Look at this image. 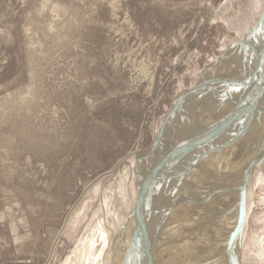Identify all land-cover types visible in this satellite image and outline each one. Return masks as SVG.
Wrapping results in <instances>:
<instances>
[{"label": "rangeland", "instance_id": "obj_1", "mask_svg": "<svg viewBox=\"0 0 264 264\" xmlns=\"http://www.w3.org/2000/svg\"><path fill=\"white\" fill-rule=\"evenodd\" d=\"M263 15L264 0H0V264H163L171 257L172 229L159 230L157 247L147 244L150 218L169 222L152 185L160 184L173 205L174 184L190 182L197 143L222 134V123L193 122L194 106L212 84L202 80ZM263 39L215 65L212 80L259 85ZM215 83L203 120L226 89ZM195 87L202 94L187 95ZM239 95L230 99L241 105ZM180 96H190L189 104L171 114ZM225 122L230 136L235 121ZM254 135L251 145L259 141L263 150L254 152L248 220L236 253L241 264H264V134ZM213 188L200 192L199 210ZM228 235L232 240L222 230L219 239ZM177 257L172 262L183 264Z\"/></svg>", "mask_w": 264, "mask_h": 264}, {"label": "bare ground", "instance_id": "obj_2", "mask_svg": "<svg viewBox=\"0 0 264 264\" xmlns=\"http://www.w3.org/2000/svg\"><path fill=\"white\" fill-rule=\"evenodd\" d=\"M263 55H264V53H263ZM237 56H238V54H237ZM244 57L245 56L243 54L242 58H244ZM242 58H241V60H243ZM231 59L232 58H230L228 60H231ZM262 60H264V59H262ZM230 62L231 61H227V59H223L220 62H219V60H218V62L216 61L214 64V67L207 71L208 75H205L206 77L202 81L206 83V80H207L209 83L214 84L216 81L212 80L211 74L213 73L216 66L218 64H222V63L229 64ZM247 62H249V61L247 60ZM262 62H264V61H262ZM240 64H241V62H240ZM231 67H232L231 68L232 75H235L236 69L238 67L237 63ZM257 72L261 76L258 77L260 80H258L259 85H257L256 87H254V83L247 82L248 80L245 81L243 79L244 80V82H243L244 87H242L243 93L241 90H239V91H241L240 95L243 94L242 96L244 97L241 105H239V102L235 101L238 98L237 99H234V98L230 99L231 94L232 95L236 94V97H237V94L239 95V92L237 91V83H236L237 81H235L233 79H231V80L226 79L227 80L226 81V80H223L221 78V79H217L218 82H216V83L224 84L226 89L224 90V88H223L224 86H222L223 91L221 90L219 93V97H218L219 101L216 103L214 102L215 104H214V106H212V109H211L209 116H208L209 118H207L209 120L199 119V109H200L198 107L199 105L197 103L194 106L196 108L192 112L193 113L192 115L195 114L194 116H192L193 122L194 123L196 122L197 125L199 123L198 121H200V120H201L200 123L202 122L203 124L204 123L208 124V121L210 122V124H213V122H214V124L216 123L217 125H220L219 123H222V125H221L222 130H220V131H222V134L219 137L215 138L214 137L215 135H213L211 133L212 135L209 134L210 137L208 136V139L207 138L205 139L204 138L205 135H204L202 140L200 139L201 143H199V144L197 143V145H200L199 146L200 153L198 152L199 154L196 156V158H194L195 164L192 163V165H191V166H193V165L194 166L192 167L193 170H191L192 174L190 175V177L188 179L190 182L184 183V181H182V179L176 183L174 182L176 184V186L174 184V190H176V192L172 193V194L175 193L173 196L174 197L173 205H171V206L166 205V198L163 196L164 193L162 192L163 190L161 191V189H160V184H157V185H155L154 183H153L154 185L151 184L153 186V188L154 187L156 188V193L158 195L157 196L158 198L156 200L157 208L159 206V211H160L161 215L165 219L168 217L169 222L167 221L166 223H163L160 217L157 218V216H156V219H155V216H152L150 218V221H149V226H150V228L148 229L149 240L147 239V244L157 242L155 247L158 246V238H156V237L158 236L159 230H162L163 232H165V234H167L172 229L171 232L173 231L175 233V237H174V239L176 240V243L174 245L175 248L170 251L171 257H168V255H167V256H165V258H162L163 260H160V262H162L163 264H171L172 260L177 255H179V257H177L175 259H178V261H179V259L181 260L182 258H185V261L183 264H190L192 261H193V264H195L196 262H194V261L197 258H198L197 261L199 259H201V262L203 261L202 264H235L236 255H237L236 254L237 253L236 231H238V228L241 227L240 199L238 198V192H237V190H238L237 184H238V180H239V174L244 169L243 167L245 166V164H247V162L249 160H251L253 162V169H254V166L258 160V159H256L257 153L255 155L254 152L257 150V147L259 148L258 145H260L258 143L259 141H257V142L255 141L257 145L255 144V142L252 141V145H251V142L249 141L248 138H251V135H254V134H251L252 132L247 133V131L249 132V129H251V128H252V130L256 131L255 132L256 134L254 135V137H252V140H253V138H255L257 140V138H259L261 136L260 133L264 134V125L261 124L262 121H264V107L260 105V102L264 101V85L262 84V79L264 77V69L263 70L258 69ZM212 84H210L211 87L214 86ZM226 84L229 87H226L227 86ZM246 84H248V89L245 88ZM252 86H253V88H252ZM199 87H203V86H199ZM198 90L195 87V89L190 90L189 91L190 93L189 94L187 93V95H190L192 92L197 93L196 91H198ZM203 90H204V88H203ZM201 91L199 90L198 92L200 93ZM213 91H215V90H213ZM201 94H202V92H201ZM203 95H202V97H203ZM191 96H192V98L194 97L193 95H191ZM187 97H190V96H183V97L180 96L178 98L177 102L175 103V105L171 111V114H174L176 111L180 110L182 108V106H184V105L186 106V103L189 104V102H187L188 101ZM225 97H227L226 100L224 99ZM240 98L242 99L241 96H240ZM258 98H260L259 99L260 101H258ZM254 99H255V103L253 102ZM194 100H195V97H194ZM256 104H258V105L254 109L253 107ZM228 109H230L229 114L227 113ZM226 119H228V121L231 124L233 123V121H235L233 124L234 125L233 129H231L232 131H231L230 136H228L229 134L227 133V130L225 131V125L224 124H226V122H225ZM239 121H241V122H239ZM244 121L247 123L243 124ZM188 123H190V121ZM202 123L200 125H202ZM187 127H189V126H187ZM192 128L195 131L196 127L194 128L192 126ZM198 130L200 131V128H198ZM198 130L196 128V131H198ZM210 132H212V131H210ZM202 133H203V131H202ZM180 134L182 135V133H180ZM180 134L177 136H180ZM242 134H243V136H242ZM184 135H185V131H184ZM200 135H199V137H200ZM193 136H195V135H193ZM263 137H264V135H263ZM227 138H228V140H227ZM239 138L242 139L241 140L242 142H240L238 144L237 141ZM236 144H237V146H235ZM158 145H157V147H158ZM181 146H182V144H181ZM183 146H185V143ZM192 146H193V144H192ZM192 146H191V148H192ZM260 146L262 148V145H260ZM157 147L154 146V149ZM205 147L208 148V150H206L204 152L203 150ZM168 149H170V148H168ZM178 149H177V151H179ZM262 150H263V148H262ZM156 151H158V150H156ZM228 151H230L231 153H229ZM170 152H172V151H170ZM192 152H194V151L192 150ZM261 152L264 153V151H261ZM180 153H181V150H180ZM182 153L184 154V152H182ZM183 154H180L179 157H181V155L184 156ZM193 154H192V156H193ZM165 155H164V157H165ZM174 157L175 156H173V158ZM194 157H195V155H194ZM150 158H151V154H150ZM158 158L156 157V160ZM167 158L172 159V157H170V156H167ZM171 159H170V161H171ZM263 159H264V155H263ZM150 160H152V159H150ZM150 160H148V158H147L146 162L151 163ZM184 160H186V158ZM192 160H193V158H192ZM165 161L167 162V159H165L164 162ZM172 161H174V159ZM182 162H184V161H182ZM154 163H157V162H154ZM165 163H164V165H167V163L166 164ZM179 163H180V161H179ZM172 164H174V163H172ZM151 165H153V164H151ZM164 165H162V166L164 167ZM169 165H170V162L168 164V167H169ZM184 165H186V164H184ZM180 167H182V165ZM171 168H173V167H171ZM159 169H161V166ZM164 169H166V168H163V172H164ZM183 169H185V167ZM149 170H150V168H149ZM172 170L174 171V169H172ZM144 172L146 173V171H144ZM161 173L162 172H160L159 174H161ZM189 173L190 172L188 171V174ZM179 174H181V173H179ZM188 174H187V177H188ZM163 175L164 174L162 173V177H163ZM182 175H183V173H182ZM167 176L165 177V179H167ZM169 178L171 179L173 177H169ZM169 181L170 180H168V182ZM160 182H162V181L160 180ZM156 183H158V182L156 181ZM147 184H148V182H147ZM169 184H170V182H169ZM151 185L149 184L150 188H152ZM165 187H166V185H165ZM172 187L170 186V188H172ZM212 187H214L213 188L214 191L209 193L210 196L205 197V199H206L205 205L203 206V208L206 211V214H205V213H203L204 210H199L198 209L199 207H196L197 206L196 201H198V198L202 195V194H200V192L205 191L207 189L209 190V188H212ZM153 188H152V190H153ZM185 188H186V190H185ZM166 190H167V188H166ZM166 190H165V192H166ZM153 191H155V189ZM169 191L170 190H168L167 192H169ZM183 191L184 192L187 191L186 193H188V194L185 196V194L183 193L184 196H182L183 194L181 192H183ZM168 196L171 197V195H168ZM150 198H151V196H150ZM168 199H169V197H168ZM171 199H173V198L171 197L170 200ZM151 200H152V198H151ZM237 200H239V201L237 202ZM236 207H238V210H236L237 209ZM207 208H209V209L212 208L213 210L212 211L209 210V212H207ZM233 210H235L236 213H234ZM212 220H213V222L215 221L217 224L214 225ZM211 222H212V226H211ZM224 222L227 223L228 227L226 225H223ZM187 224L189 225L188 229L184 228ZM186 229H187V231H185ZM222 230H226V231L229 230L232 233V240L229 237V235L227 236L226 240L225 239L220 240L219 234H221ZM210 231H211V233H210ZM190 232H191V237L185 236V234H188ZM212 233H213L214 238H212V236H210ZM166 237L168 238L169 236L166 235ZM210 238H212L213 241H211ZM203 246H204V248H202ZM239 247H240V245H239ZM186 250H188L189 254L185 253ZM198 251H200V252L203 251V252H201L200 254H197ZM184 253L186 254L185 256H187V257H182V255H184ZM189 255H191V256H189ZM173 262H174V260H173ZM182 262H183V259H182ZM180 264H182V263H180ZM199 264H200V262H199Z\"/></svg>", "mask_w": 264, "mask_h": 264}, {"label": "water", "instance_id": "obj_3", "mask_svg": "<svg viewBox=\"0 0 264 264\" xmlns=\"http://www.w3.org/2000/svg\"><path fill=\"white\" fill-rule=\"evenodd\" d=\"M263 36L264 38V15L262 18L249 30L246 32V34L242 37V39L236 43H232L227 47L225 52L223 53L224 59H230L232 58L237 51L249 44V42L254 39L257 36ZM264 41V39H263ZM221 57V58H222ZM222 58V59H223ZM218 62V61H217ZM237 88L242 90L243 84L240 79L237 80ZM211 96H212V88L208 87L205 89L204 95H203V101L200 106L199 110V119H203L206 114V110L208 109L210 103H211ZM200 120V121H201ZM245 155V154H244ZM244 169L239 174V180L241 182V185L238 188V198L240 199V218H241V227L238 228V231L236 232L237 237V249L239 248V245L241 244L242 235L244 232L245 225L247 224L248 220V205H249V182L251 178V174L253 172V162L249 160L247 164L243 167ZM240 254V252H239ZM239 254L236 257L235 264H241Z\"/></svg>", "mask_w": 264, "mask_h": 264}]
</instances>
